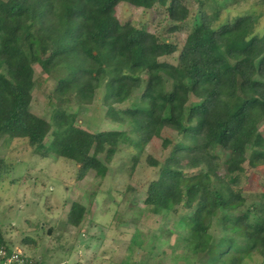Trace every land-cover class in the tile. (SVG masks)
Returning <instances> with one entry per match:
<instances>
[{"label": "trees", "instance_id": "1", "mask_svg": "<svg viewBox=\"0 0 264 264\" xmlns=\"http://www.w3.org/2000/svg\"><path fill=\"white\" fill-rule=\"evenodd\" d=\"M187 1L0 0V138L73 161L76 179L90 171L104 177L123 139L133 170L146 145L161 138L164 159L144 155L157 172L143 203L161 218H177L159 236L178 234L189 252L186 264H242L255 253L264 262V191L247 207L242 193V176L264 165V33L254 32L252 14L215 24L220 7L208 12L204 0H191L198 6L190 11ZM121 3L164 7L165 31L185 25V38L177 43L122 21ZM171 55L174 62L165 59ZM35 65L56 82L47 96L49 103L56 99L49 119L30 109ZM102 82L104 115L119 127L90 132L66 106L72 98L78 107L91 103ZM166 130L176 137H162ZM6 165L0 158V172ZM85 212L72 201L66 221L79 226ZM0 246L14 247L1 227ZM200 253L207 256L195 263ZM29 255L33 264H45Z\"/></svg>", "mask_w": 264, "mask_h": 264}, {"label": "rangeland", "instance_id": "2", "mask_svg": "<svg viewBox=\"0 0 264 264\" xmlns=\"http://www.w3.org/2000/svg\"><path fill=\"white\" fill-rule=\"evenodd\" d=\"M187 2L190 11L196 10L198 3ZM202 6L208 12L221 8L215 24L225 21L227 16L252 14L256 19L254 32L264 33V3L259 0H204ZM118 16L122 21L131 20L177 43H181L188 31L184 25L176 33H167L164 26L168 19L162 6L142 10L121 3ZM165 59L174 62L175 55ZM34 80L37 85L30 109L49 119L51 103L55 104L56 99L52 97L49 103L47 96L56 84L55 79L35 65ZM102 84L91 103L78 107L72 98L66 106L68 112L78 111L77 119L80 117L83 127L90 132L119 127L104 115ZM121 106L115 104L116 108ZM260 129L264 134L263 125ZM162 137L176 136L166 130ZM49 138L50 135L45 141ZM119 148L106 164L104 177L90 171L84 178L76 179L77 164L73 161L52 154L42 157L33 153L22 139L5 144L0 138V158L7 164L0 172V227L4 239L45 264H186L189 252L178 240V234L171 236V240L159 236L162 230L174 229L177 214L161 218V214L152 213L143 203L147 184L157 172V167L143 161L144 155L163 160L167 150L162 147V139L154 138L146 145L142 160L133 170L129 141L123 139ZM247 176H242L245 207L259 203L257 195L264 191V165ZM72 201L86 207L79 226L66 221ZM186 212L179 209V213ZM212 233L216 234L217 230L212 229ZM24 237L35 240V246L22 244ZM206 256L200 253L194 262H203ZM242 264L264 262L255 253Z\"/></svg>", "mask_w": 264, "mask_h": 264}, {"label": "built area", "instance_id": "3", "mask_svg": "<svg viewBox=\"0 0 264 264\" xmlns=\"http://www.w3.org/2000/svg\"><path fill=\"white\" fill-rule=\"evenodd\" d=\"M0 264H33L32 257L20 247L0 246Z\"/></svg>", "mask_w": 264, "mask_h": 264}]
</instances>
